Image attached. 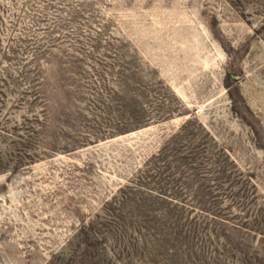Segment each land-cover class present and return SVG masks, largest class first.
<instances>
[{
  "label": "rangeland",
  "instance_id": "rangeland-1",
  "mask_svg": "<svg viewBox=\"0 0 264 264\" xmlns=\"http://www.w3.org/2000/svg\"><path fill=\"white\" fill-rule=\"evenodd\" d=\"M0 264H264V0H0Z\"/></svg>",
  "mask_w": 264,
  "mask_h": 264
}]
</instances>
